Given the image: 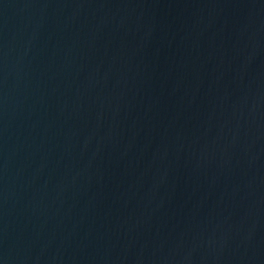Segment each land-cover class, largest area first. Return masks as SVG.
I'll return each instance as SVG.
<instances>
[{
    "label": "water",
    "instance_id": "obj_1",
    "mask_svg": "<svg viewBox=\"0 0 264 264\" xmlns=\"http://www.w3.org/2000/svg\"><path fill=\"white\" fill-rule=\"evenodd\" d=\"M0 264H264V0H0Z\"/></svg>",
    "mask_w": 264,
    "mask_h": 264
}]
</instances>
